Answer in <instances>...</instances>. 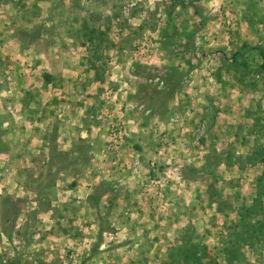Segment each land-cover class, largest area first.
<instances>
[{"label":"rangeland","instance_id":"obj_1","mask_svg":"<svg viewBox=\"0 0 264 264\" xmlns=\"http://www.w3.org/2000/svg\"><path fill=\"white\" fill-rule=\"evenodd\" d=\"M0 264H264V0H0Z\"/></svg>","mask_w":264,"mask_h":264},{"label":"built area","instance_id":"obj_2","mask_svg":"<svg viewBox=\"0 0 264 264\" xmlns=\"http://www.w3.org/2000/svg\"><path fill=\"white\" fill-rule=\"evenodd\" d=\"M158 83L161 84V81H159Z\"/></svg>","mask_w":264,"mask_h":264}]
</instances>
